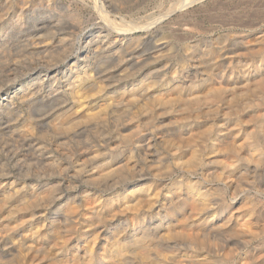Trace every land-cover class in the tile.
Wrapping results in <instances>:
<instances>
[{
	"label": "bare ground",
	"instance_id": "obj_1",
	"mask_svg": "<svg viewBox=\"0 0 264 264\" xmlns=\"http://www.w3.org/2000/svg\"><path fill=\"white\" fill-rule=\"evenodd\" d=\"M51 2L0 0V264H264V32L111 36Z\"/></svg>",
	"mask_w": 264,
	"mask_h": 264
},
{
	"label": "rangeland",
	"instance_id": "obj_2",
	"mask_svg": "<svg viewBox=\"0 0 264 264\" xmlns=\"http://www.w3.org/2000/svg\"><path fill=\"white\" fill-rule=\"evenodd\" d=\"M11 1L14 4V2L18 0ZM53 1L55 2H51V6L53 7H51V13H53L54 16L56 15V18H58V16L61 17L60 19L62 20L58 24H82L83 29L85 28L82 31H89L90 28H106L107 26L109 33L111 32V36L119 33L120 29V32H123L122 29H126V26L129 29H133L132 31H136V33H134L135 36L139 34L144 38L143 36L148 35V41L151 40L150 38H159L160 36L158 34L166 36L176 26L186 31L183 34H179V38L186 37L187 39H191L192 37L196 41L205 43H209L215 36H220V39H223L237 35V37L243 36L245 40L252 41L258 32H264V0H119L120 3L118 2L119 6L116 8L117 10H111L106 7V5H103V0ZM36 2L37 1H35V4ZM62 4H64V7ZM99 4H101L102 7L101 5L99 6ZM38 7H40V5L37 4L35 9H39ZM30 8L33 7L31 6ZM69 9H71V11ZM73 10L78 13H75ZM100 10L101 12L104 10L103 13H109L108 19L106 18V13V17H101ZM30 14H32L31 10L28 16H26L27 19L32 17ZM74 14H79V17L81 16V22L72 19ZM28 20L29 24H32V20L30 18ZM110 24L112 26L108 28ZM68 28L66 32L69 34L70 27ZM152 30L156 31L151 34ZM179 38L177 40L174 39L171 43L172 48L170 49L171 51L168 52L170 56L168 54L167 58H169H165L166 60L164 59L165 63H181L183 59H186ZM54 171L57 172L56 169H52L51 173L54 174ZM62 172L59 170L60 174L55 173L56 175H54H61L64 178V176L67 177V175L70 174L68 171L66 173L65 170H62ZM75 184L78 185V183ZM253 194L255 193L253 192ZM259 196V200L264 203V195L261 194Z\"/></svg>",
	"mask_w": 264,
	"mask_h": 264
}]
</instances>
